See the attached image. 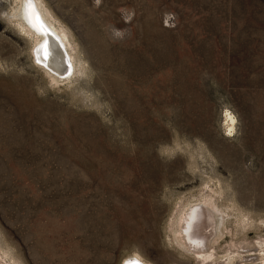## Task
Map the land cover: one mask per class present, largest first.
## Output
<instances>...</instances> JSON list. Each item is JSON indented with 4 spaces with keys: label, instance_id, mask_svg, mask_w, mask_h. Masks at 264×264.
Wrapping results in <instances>:
<instances>
[{
    "label": "rangeland",
    "instance_id": "374dc122",
    "mask_svg": "<svg viewBox=\"0 0 264 264\" xmlns=\"http://www.w3.org/2000/svg\"><path fill=\"white\" fill-rule=\"evenodd\" d=\"M4 4L0 243L16 258L0 264H202L197 248L257 264L264 0H43L84 59L73 84L34 63Z\"/></svg>",
    "mask_w": 264,
    "mask_h": 264
},
{
    "label": "bare ground",
    "instance_id": "6f19581e",
    "mask_svg": "<svg viewBox=\"0 0 264 264\" xmlns=\"http://www.w3.org/2000/svg\"><path fill=\"white\" fill-rule=\"evenodd\" d=\"M4 3H7L9 8L7 11L2 12L7 19H14L18 31L24 33L25 38L27 37L34 63L48 75L51 81L56 82L60 80L73 84L75 79L72 80V76L77 75V73H80L79 76L82 74L84 59L79 55L76 49L73 54L71 53L72 50L74 51V45L70 42L68 34L62 29H58L52 23L53 19L52 21L50 20L48 11L42 4L43 0H33L31 6L27 5L25 0H0V8L3 7ZM33 25H35V27H33ZM39 29H42V31ZM41 45L45 47L42 48ZM224 120L226 130L231 132L235 121L234 115L227 111ZM202 212L203 211L199 212L198 210L195 211V217L193 218L194 224L193 226H189L186 234L188 240L194 242L196 245H198L200 241L197 239L195 224H197L200 218H202L203 221L205 220V213L203 214ZM250 222L251 220L249 217H245L244 214L239 218V226L242 227V229L251 225ZM0 249L12 259L15 257V255L10 252V248L8 249V246L2 242L0 243ZM258 250L259 261L257 264H264V241L258 243ZM195 252L198 262L202 264H208L211 261L214 264L217 263L216 258L212 256L210 251H203L197 248ZM239 255L240 254H238V256ZM236 257L237 256L232 257L230 262L233 263ZM126 261H139L140 264H145L142 263L140 256L137 254L124 258L122 264H125Z\"/></svg>",
    "mask_w": 264,
    "mask_h": 264
},
{
    "label": "snow or ice",
    "instance_id": "6c2138e0",
    "mask_svg": "<svg viewBox=\"0 0 264 264\" xmlns=\"http://www.w3.org/2000/svg\"><path fill=\"white\" fill-rule=\"evenodd\" d=\"M25 2L27 5L31 6L33 3V0H25ZM33 27H35V25H33ZM39 30L42 31V29H39ZM41 47L43 48L45 46L41 45ZM229 134H231V132ZM125 264H140V262L139 261H126Z\"/></svg>",
    "mask_w": 264,
    "mask_h": 264
}]
</instances>
